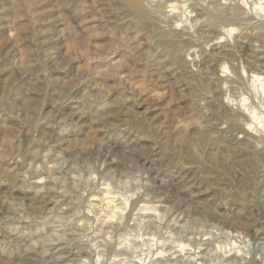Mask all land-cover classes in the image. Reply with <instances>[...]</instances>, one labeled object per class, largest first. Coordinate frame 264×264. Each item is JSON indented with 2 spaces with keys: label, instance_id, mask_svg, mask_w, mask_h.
Instances as JSON below:
<instances>
[{
  "label": "rangeland",
  "instance_id": "obj_1",
  "mask_svg": "<svg viewBox=\"0 0 264 264\" xmlns=\"http://www.w3.org/2000/svg\"><path fill=\"white\" fill-rule=\"evenodd\" d=\"M225 2L0 0V264H264V140L228 104L264 21Z\"/></svg>",
  "mask_w": 264,
  "mask_h": 264
},
{
  "label": "bare ground",
  "instance_id": "obj_2",
  "mask_svg": "<svg viewBox=\"0 0 264 264\" xmlns=\"http://www.w3.org/2000/svg\"><path fill=\"white\" fill-rule=\"evenodd\" d=\"M217 2V1H216ZM225 2V0H224ZM217 5V4H216ZM222 7L223 13L224 11L227 10H235L237 8H245L248 11H246L249 15H252L255 19H258V22H262L264 21V0H227L224 4H219ZM178 8V7H177ZM175 8H173L172 10H175ZM177 12V11H176ZM245 12V11H244ZM172 13V12H171ZM242 13V12H241ZM240 13V14H241ZM219 14V13H218ZM221 14V13H220ZM219 14V15H220ZM244 14V13H243ZM170 15V14H169ZM172 16V15H171ZM189 16V15H188ZM233 17V16H232ZM247 17V16H246ZM186 18V17H185ZM237 18V16H236ZM187 20H189L187 18ZM243 20L241 19V22ZM249 21V20H248ZM246 22V21H245ZM244 23V22H243ZM248 24V23H247ZM245 25V24H244ZM254 25V24H253ZM262 25V24H261ZM223 31L225 32V34L228 35H232L233 32H235V30H237V28L235 26L227 25V24H223ZM221 26V27H222ZM239 26H241L239 24ZM249 28V27H248ZM256 29V28H255ZM259 29V27H258ZM247 30V29H246ZM238 32V31H237ZM227 35V37H228ZM233 36V35H232ZM226 37V36H225ZM262 68V67H261ZM233 73V72H232ZM264 73V72H263ZM235 76V75H234ZM227 80V79H226ZM225 81V80H224ZM249 87V86H248ZM250 89L248 90L250 92L251 95V100H249V98H244L243 102H239L241 104H237L235 103L233 100L234 98H230V100L228 99V104L230 105V107L232 108V110L234 109V104H236V110L238 113L236 121L242 120L243 125L248 128H250L251 130L255 131V133L258 134V138H254L255 141L264 140V77L260 78L258 75L257 77H254L252 80V84L249 87ZM227 89V88H226ZM229 89V88H228ZM230 97V96H229ZM237 102V101H236ZM246 131V130H244ZM247 135H249V132H247ZM263 139V140H262ZM262 145V144H261ZM121 214V213H120ZM117 215V214H116ZM123 215V214H122ZM119 216V215H117ZM121 216V215H120ZM123 219V218H122ZM143 221V220H142ZM161 234V233H160ZM194 241V240H193ZM195 242V241H194ZM193 245V244H192ZM191 243H183L182 242V246H181V253H187L190 252V250H193V247H190ZM251 249V248H250ZM162 249H160L161 251ZM241 251V250H240ZM179 252V251H178ZM195 252V251H194ZM193 252V253H194ZM188 254V253H187ZM191 254V252H190ZM197 254V253H196ZM193 255V254H191ZM225 255V254H224ZM190 256V255H188ZM194 256V255H193ZM236 256V255H235ZM234 256V257H235ZM238 256V255H237ZM191 257V256H190ZM195 257V256H194ZM193 257V260L195 259ZM236 258V257H235ZM239 258H242L239 256ZM238 258V259H239ZM227 259V258H226ZM245 259V258H243ZM241 260V259H240ZM177 261V260H176ZM199 261V260H198ZM191 262V261H190ZM195 263H197L196 261H194ZM245 262V261H244ZM175 263V262H174ZM191 264H194L193 262ZM198 264H202V263H198Z\"/></svg>",
  "mask_w": 264,
  "mask_h": 264
}]
</instances>
